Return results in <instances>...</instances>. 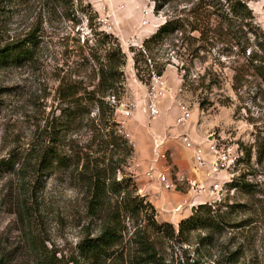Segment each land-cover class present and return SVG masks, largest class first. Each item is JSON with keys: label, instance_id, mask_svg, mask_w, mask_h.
<instances>
[{"label": "rangeland", "instance_id": "obj_1", "mask_svg": "<svg viewBox=\"0 0 264 264\" xmlns=\"http://www.w3.org/2000/svg\"><path fill=\"white\" fill-rule=\"evenodd\" d=\"M243 1L253 14L255 28L264 33V0ZM66 4L0 0V48L28 39L37 45L33 62L0 68V162L14 156L25 164L13 171L0 163V264H42L35 241L45 244L44 252L55 264H104L82 248L87 238L99 235L106 219L102 222L88 215L85 187L75 180L74 166L43 176L37 172L38 159L31 162L36 152L24 162L33 146L44 147L41 132L47 119L65 107L59 96L61 82L84 78L90 83L85 67L92 71L95 66L93 60L86 61L87 47H95V33L101 31L117 38L126 55L125 91L119 102L112 93L107 101L119 104L115 121L133 152L123 157L122 152L107 149L106 138L94 133L90 121L100 124L96 107L83 122L61 128L60 147L66 156L74 147L80 152L79 171L100 164L108 173L118 168V179L133 176L137 194L153 206L157 223L170 224L176 231L200 205L215 203L225 206L221 213H226L229 225H245L227 228L196 253L198 239L205 233H192L189 245L179 244L141 220L126 218L119 251L133 253L130 241L141 229L166 264H180L185 255L190 263L196 259L198 264H229L228 255L234 252L240 255L238 264H264V94L255 77H246L247 82L235 80L234 69L243 62L239 52L247 40L242 32L241 41L233 38L214 14L228 13L229 3L172 0L158 12L155 0H73ZM196 14L202 21H211L210 34L200 40V34L186 26L183 33L167 37L153 53L166 64L164 75L149 80L142 72L141 81L131 49L142 48L168 18H181L187 24ZM240 30L236 25L235 31ZM247 36L253 43V35ZM83 96L80 91L79 97ZM151 104L156 115L150 111ZM183 107L192 115L187 126L179 124ZM186 136L191 146L184 143ZM213 146L221 153L232 152L236 161L231 169L216 168ZM196 150L202 151L205 165L198 163ZM67 161L75 163V159ZM151 168L166 173L173 186L167 189L149 179L146 173ZM233 180L254 185L251 193L231 189ZM216 183L222 188L214 192Z\"/></svg>", "mask_w": 264, "mask_h": 264}, {"label": "trees", "instance_id": "obj_2", "mask_svg": "<svg viewBox=\"0 0 264 264\" xmlns=\"http://www.w3.org/2000/svg\"><path fill=\"white\" fill-rule=\"evenodd\" d=\"M54 1L62 2L64 5L73 3V0ZM171 1L155 0L154 10L157 12L162 11L164 6ZM225 1L229 3V12L214 13L218 14L217 16L221 20L219 25H224L231 31L233 38L241 41L242 34H244L247 40V46L242 47L239 52L243 62L239 63V67L234 69L235 80L238 83L241 78H244L247 82L246 77H255L259 80L257 88L264 94V33L260 32L257 27L255 28L253 14L243 0ZM207 5L213 8V3ZM206 14L209 19L211 15H208V12ZM91 18L90 15L89 19ZM89 21H92V19ZM236 25L240 26L242 30L235 31ZM186 26H189L192 32H198L200 40H204L213 29L210 20L202 21L197 14L194 21L187 24L181 18H168L154 35L143 42L142 48L136 51L131 49L134 52L137 76L141 81H144L142 72H146L149 80L152 77L160 78L164 75L166 64L162 63L161 59L156 58L153 53L156 47L162 44L167 37L177 32L183 33ZM243 28H246V30ZM241 32L242 34H240ZM248 34L253 35V43H250ZM95 37L97 38L95 47H87L89 56L85 57L87 63L93 60L92 65L95 66L92 67V71H89V67H85L86 78L90 80V83L87 84L84 78L78 81L69 78L68 81L61 82L59 96L65 107L60 110L58 116L53 117L52 120L47 119L41 132L44 137V147L33 146L24 159V162L28 161L36 152V157L32 156L31 162L36 158L38 159L37 172L43 176H48L55 169L60 170L74 166L75 180L79 185L85 187L88 215L93 220L100 219L103 222L105 221L104 218L106 219L99 235L89 237L83 243L82 248L85 253L92 258L101 259L104 264H166L165 259L155 250L153 242L141 229L135 231L130 241L134 245V252L119 251L121 244L124 242L122 225L126 218L132 221L141 220L143 223L145 222L146 227L155 233L179 244L189 245L192 233H205V236L200 235L198 239L197 244L199 246L195 250L196 253H200L202 247L206 248L212 244L214 237L225 233L227 228L238 229L244 227L245 225H229L228 216H226V213H221V208L225 206L217 203L200 205L194 210L192 216L180 223L178 231L170 224H158L153 206L146 202L145 197H140L137 194L138 189L133 176L118 179V168H115L112 173H108L105 169L99 167L100 164L87 166L79 171L80 152L74 147L69 148L70 155L66 156L65 151L60 147L61 128L66 125L73 126L80 121L83 122L85 117L92 114V108L96 107L99 111L98 120L100 124L96 126L95 120L90 121L94 126V133L98 132L106 138L105 145L107 149L111 147L115 151H120L124 154H122L123 157L133 152V147L129 144L128 139L120 134L118 129L120 124L115 121V110L119 104L113 105L110 101H107V97L113 94L114 100L119 102L125 91L124 67L127 61L126 55L120 42L113 35L101 31L96 32ZM33 43L28 39L7 44L0 48V68L21 67L28 62H33L37 49V45ZM250 48L252 49L250 50ZM142 65L145 66L144 69H141ZM88 66L91 67V64ZM96 78H98L97 84H95ZM80 91H84L83 97H79ZM83 101L86 102L84 106ZM100 131H103V134ZM67 159H70V162L75 159L74 165L66 163L68 162ZM21 160V158L16 160L14 156H11L8 160H1L0 163L5 164L9 170L14 171L17 166L25 168V164L22 165ZM253 186L243 180H233L229 187L250 194ZM216 206L217 208H215ZM229 208L233 209V207ZM136 226L139 227L140 224L137 222ZM34 245L41 257L42 264H55L54 260L45 254L46 247L43 242L35 241ZM114 248L118 249L112 251ZM196 256H199V254ZM54 258H56V254H54ZM239 258L238 252L229 254V264H238ZM180 264H198V262L194 259L193 263H190V258L185 255V260H182Z\"/></svg>", "mask_w": 264, "mask_h": 264}, {"label": "built area", "instance_id": "obj_3", "mask_svg": "<svg viewBox=\"0 0 264 264\" xmlns=\"http://www.w3.org/2000/svg\"><path fill=\"white\" fill-rule=\"evenodd\" d=\"M183 115L182 117L179 119V124L181 126H187L188 124H190L192 122V115L191 113L186 110L184 107H183ZM150 111L153 115H156L157 114V109L154 105L151 104V107H150ZM184 143L187 145V146H191L192 145V142H191V139L186 136L184 138ZM212 148V153L215 154L214 157H216V168L221 170V171H227L229 169H231V167L234 165L235 161H236V158H234L232 156V152L231 151H228V152H223L221 153L220 151H218V149L213 146L211 147ZM195 156H196V159L198 161V163L203 166L207 163L205 157L203 156V153L201 150H196L195 151ZM215 169V168H214ZM146 176L149 177V179L151 180H157V182L161 185H164L167 189H169L171 186H173L172 183H170V180L169 178L167 177L166 173H164L163 171L159 170V169H154V168H151L147 173H146ZM222 188V184L220 185L219 183H216L214 185V192L218 191L219 189L221 190Z\"/></svg>", "mask_w": 264, "mask_h": 264}]
</instances>
